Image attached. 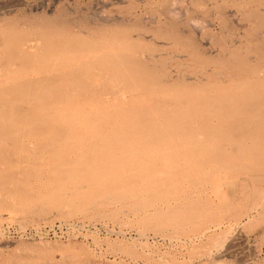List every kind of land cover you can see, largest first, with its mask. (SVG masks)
Returning <instances> with one entry per match:
<instances>
[{
    "label": "bare ground",
    "instance_id": "obj_1",
    "mask_svg": "<svg viewBox=\"0 0 264 264\" xmlns=\"http://www.w3.org/2000/svg\"><path fill=\"white\" fill-rule=\"evenodd\" d=\"M156 5L154 30L104 18L79 28L61 14L0 21V194L23 205L136 197L142 219L156 229L187 225L208 235L237 224L233 232L241 236L238 224L251 219L248 231L258 230L264 224V0ZM193 10L201 19L215 14L216 57L201 46L210 21L194 17L188 24ZM231 22L246 24L243 43L228 44L239 29ZM148 34L167 47L145 41ZM170 54L184 56L199 71H192L196 78L175 62L173 75ZM228 249L223 243L215 252L228 255ZM115 252L155 264L127 247ZM0 264L15 263L0 252Z\"/></svg>",
    "mask_w": 264,
    "mask_h": 264
},
{
    "label": "rangeland",
    "instance_id": "obj_2",
    "mask_svg": "<svg viewBox=\"0 0 264 264\" xmlns=\"http://www.w3.org/2000/svg\"><path fill=\"white\" fill-rule=\"evenodd\" d=\"M156 3L157 0H0V21L25 15L61 14L73 26L81 25L79 28L100 25L101 18H104L109 22L120 21L125 25L137 21L139 26L154 30L160 26L158 21L160 7ZM208 5L211 6L210 3ZM208 5L204 8H208L210 13L212 9L209 10ZM181 8L185 6L182 5ZM200 12L198 10L191 12L192 19L188 21L189 26L195 20L194 17L201 19L202 12ZM213 16L215 14L201 19L204 23L210 21L207 23L210 25L206 26L210 29L202 30L206 38L201 39V46L203 45L208 55L216 57L219 24ZM231 24L239 28L236 29L239 31L235 30L238 35L234 37L240 39L233 37L228 44L237 41L243 43L241 37L247 27L246 24L240 23L239 27H236L234 22ZM146 40L151 45L167 47L164 43L152 41L151 34L145 37ZM213 43L214 46L210 45ZM172 62L180 64L181 69L185 70L190 78H196L195 72L192 71L197 70L193 66H187L184 56L169 55L168 68H171L172 74L175 75L176 68L173 67ZM201 74L204 79L206 74ZM220 74L225 78L224 71ZM30 191L33 197L38 193L35 187H30ZM135 198H118L112 204L106 202L108 199H99L93 202H78L75 205L65 201L54 204L44 200L23 205L6 193L0 194V252L8 254L15 264H83L87 261L97 264L100 262L101 264H143L116 255V249L122 247L131 249L155 264L169 262L171 264H264V234L259 231L264 224L258 227V230L248 231L249 227H253L254 221L251 219L243 221L238 224L243 234L241 236L233 232L237 224L222 225L219 231L207 233L208 235H204L201 229L191 233L187 225L181 227L180 231L167 226L156 229L153 223L142 219L145 212L138 208L133 201ZM140 236L144 237L141 239ZM223 243L229 244L228 255L220 252V256L222 254L220 257L215 251L216 247Z\"/></svg>",
    "mask_w": 264,
    "mask_h": 264
}]
</instances>
